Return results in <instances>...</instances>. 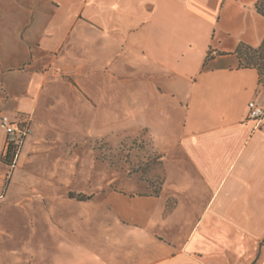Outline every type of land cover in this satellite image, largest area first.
<instances>
[{
	"label": "crops",
	"instance_id": "0c3cea01",
	"mask_svg": "<svg viewBox=\"0 0 264 264\" xmlns=\"http://www.w3.org/2000/svg\"><path fill=\"white\" fill-rule=\"evenodd\" d=\"M259 1L0 0L1 113L32 128L14 168L46 153V120L81 113L91 135L122 121L164 154L160 192L110 212L99 244L47 260L23 226L0 264H264V116L247 108L264 86L235 53L264 39Z\"/></svg>",
	"mask_w": 264,
	"mask_h": 264
},
{
	"label": "rangeland",
	"instance_id": "374dc122",
	"mask_svg": "<svg viewBox=\"0 0 264 264\" xmlns=\"http://www.w3.org/2000/svg\"><path fill=\"white\" fill-rule=\"evenodd\" d=\"M3 73L0 68V113H9ZM87 126L89 135L85 133ZM92 131L85 113L77 119L51 117L46 120V153L21 160L14 168L10 157L0 152L3 246L12 240L6 233L18 238L21 227L33 226L36 257L43 256L46 244L44 257L57 259L61 241L85 251L105 239L110 212L123 211L135 195L160 192L164 154L155 139L146 137L144 130L130 133L122 121H116L110 135H91ZM23 215L28 218L20 219Z\"/></svg>",
	"mask_w": 264,
	"mask_h": 264
},
{
	"label": "built area",
	"instance_id": "2783aa9c",
	"mask_svg": "<svg viewBox=\"0 0 264 264\" xmlns=\"http://www.w3.org/2000/svg\"><path fill=\"white\" fill-rule=\"evenodd\" d=\"M248 118L257 126L264 116V109L258 107L253 101L249 102ZM0 131L4 134L3 157H10V166L13 167L21 153L24 141L31 135V122L26 118L10 119L8 116L0 113ZM240 264V263H238Z\"/></svg>",
	"mask_w": 264,
	"mask_h": 264
},
{
	"label": "trees",
	"instance_id": "16d2710c",
	"mask_svg": "<svg viewBox=\"0 0 264 264\" xmlns=\"http://www.w3.org/2000/svg\"><path fill=\"white\" fill-rule=\"evenodd\" d=\"M256 9L258 13L264 16V0L258 2ZM235 53L239 60V67L243 69L249 68L257 70L260 76V83L264 86V39L258 48H251L247 45L241 44L236 49Z\"/></svg>",
	"mask_w": 264,
	"mask_h": 264
}]
</instances>
